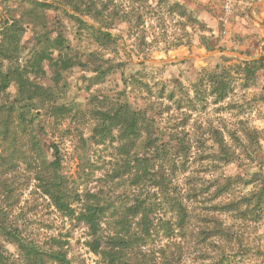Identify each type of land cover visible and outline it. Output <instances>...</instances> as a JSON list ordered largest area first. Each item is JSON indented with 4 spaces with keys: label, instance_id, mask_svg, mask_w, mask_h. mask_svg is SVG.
Returning a JSON list of instances; mask_svg holds the SVG:
<instances>
[{
    "label": "trees",
    "instance_id": "obj_1",
    "mask_svg": "<svg viewBox=\"0 0 264 264\" xmlns=\"http://www.w3.org/2000/svg\"><path fill=\"white\" fill-rule=\"evenodd\" d=\"M24 1L29 4L19 18L0 21V264H74L67 240L51 235L42 243L27 226L20 227L21 217L13 215L20 186L32 181L61 217L85 226L87 246L102 264H178L185 250L183 240L189 236L195 245L205 247H221V242L247 247L242 229L264 218V171L250 178L222 175L221 181L219 170L240 156L216 129L206 130L217 145L211 146L213 152L206 149L207 141L198 151L205 140L194 136L198 121L193 116L198 111L209 113L208 97L219 105L238 88L254 86L263 60H244L223 72L203 69L191 92L182 84L176 85L179 92L166 89V83L153 88L138 75L124 74L123 89L90 94V108L85 110L66 99L67 84L42 81L44 64L62 74L80 66L93 72L92 84L106 82L125 65L106 57L118 46V36L110 29L116 21H126L129 33L142 40L147 12L140 5L125 9L115 0ZM140 1L146 3L131 4ZM51 8L86 30L101 52H79L58 18L54 28L48 27ZM154 8L149 5L148 10ZM180 13L184 17L185 10ZM30 26L35 43L26 46L23 37ZM50 29L56 32L54 37ZM13 84L15 96L9 98ZM83 117L89 118V130L75 134L73 123ZM74 136H78L74 148L78 164L72 176L65 170L64 147ZM250 139L253 145L254 136ZM239 142L248 150L247 143ZM107 144L113 146L114 158L108 167L98 166L88 155L91 146ZM195 153L199 158L192 156ZM197 163L205 169L191 172ZM99 168L103 171L99 181L104 182L91 186ZM206 169L213 172L212 178L201 174ZM249 186L252 189L242 193ZM195 220L199 226L194 234Z\"/></svg>",
    "mask_w": 264,
    "mask_h": 264
},
{
    "label": "rangeland",
    "instance_id": "obj_2",
    "mask_svg": "<svg viewBox=\"0 0 264 264\" xmlns=\"http://www.w3.org/2000/svg\"><path fill=\"white\" fill-rule=\"evenodd\" d=\"M41 1L55 2V0ZM115 2L125 9L140 5L141 11L147 12L146 16L144 15L147 22L142 40L138 38L139 35L129 33V24L126 21L118 20L110 29L115 36H118V46L117 51L105 54L114 62L125 61L124 72L123 69H118L106 82L92 84L89 80L93 75L92 71L83 70L79 66L62 74L60 71H53L45 63L46 76L42 81L45 84H67L66 99L75 100L88 110L89 95L98 91L115 94L124 87V74L138 75L144 81H148L153 88L157 87V83L159 87L166 83L168 90L178 91L176 86L178 84L189 90L203 69L223 72L232 64L242 63L244 60L262 59L263 68L257 72L254 86L245 90L238 88L226 102L219 105L212 104V98L208 97L209 113L195 112L193 120L198 121L196 124L198 127H195L193 133L197 138L205 140L199 145L198 151L205 146L206 141L208 142L206 149L210 152H213L211 146L212 148L217 146L212 135L206 133L209 129L218 130L225 142L237 151L240 157L219 170L221 176L241 175L250 178L253 173L264 171V0H232V12L229 15H226L224 10V0H146L144 4L140 1L134 2V5L131 4L132 0H115ZM259 2L261 3L258 4ZM28 4L24 0H0V21L6 17L11 20L19 18ZM149 5H152V8L156 7L154 8L156 10L154 12L148 10ZM66 9L73 12L70 7ZM183 10H185L184 17L180 13ZM161 16L164 18L162 19ZM56 18L62 21L59 27L64 30L72 46L79 48V52L86 50L101 52L88 32L80 29L74 20L65 18L58 9L51 8L47 11V26L54 28L53 23ZM83 18L93 22L88 17ZM95 24L100 25L97 21ZM50 30L51 36L54 37L56 32ZM34 35L32 27H28L23 37L24 45L33 46ZM176 44L180 45L175 47ZM192 55L198 56L165 63L150 61ZM189 91L191 92L192 89ZM15 92L16 87L13 84L7 97L13 98ZM88 122V117L74 121L73 132L87 133ZM250 136H254L255 145H251ZM77 139L78 136H74L64 147L65 170L72 176L77 174L78 159L74 156ZM239 140L248 144V150L240 146ZM113 153V146L107 144L91 146L88 155L96 165L108 167V162L114 158ZM199 154L195 153L192 156L199 158ZM200 164L197 163L191 172L196 169L204 170L206 165L201 167ZM95 172L96 176L90 181L91 183L89 182L91 186L104 182V179L99 181L103 171L99 168ZM205 172L206 178H212V171L207 173L206 169L201 174L205 175ZM20 176L23 179L26 177L24 172H21ZM223 180L222 176L221 181ZM252 187L242 188V193ZM17 194L19 201L13 215L15 218H22H18L21 221L17 220L20 227L27 226L28 233L42 243L51 235L67 240L69 257L74 264H102L101 258L87 246L90 238L85 226L76 225L69 219L61 217L51 206L49 199L35 189L33 181L26 186H20V192ZM23 218L26 221H22ZM196 221L193 223L194 234L199 226ZM242 233L245 236L244 247L247 246L245 248H240V245L234 242L229 246L221 242V247L214 244L207 245V248L200 243L195 245L194 237L189 236L187 240H183L185 250H182L181 259L177 258L178 264H219L221 261L222 264H264V218L258 224L247 225L242 229ZM161 238L166 242V238ZM180 239L178 237V240ZM189 240L192 241L191 244ZM9 248L14 250L12 246ZM160 264L163 262L160 261Z\"/></svg>",
    "mask_w": 264,
    "mask_h": 264
},
{
    "label": "water",
    "instance_id": "obj_3",
    "mask_svg": "<svg viewBox=\"0 0 264 264\" xmlns=\"http://www.w3.org/2000/svg\"><path fill=\"white\" fill-rule=\"evenodd\" d=\"M261 2H259L258 4H260ZM198 55H192V56H183V57H179V58H168V59H151V62L154 63H165V62H171V61H176V60H184L186 58H191V57H197Z\"/></svg>",
    "mask_w": 264,
    "mask_h": 264
},
{
    "label": "built area",
    "instance_id": "obj_4",
    "mask_svg": "<svg viewBox=\"0 0 264 264\" xmlns=\"http://www.w3.org/2000/svg\"><path fill=\"white\" fill-rule=\"evenodd\" d=\"M232 0H224V10L226 15H229L232 12Z\"/></svg>",
    "mask_w": 264,
    "mask_h": 264
}]
</instances>
